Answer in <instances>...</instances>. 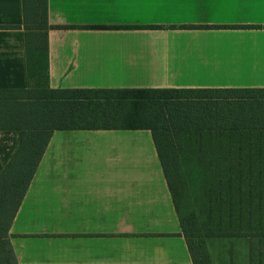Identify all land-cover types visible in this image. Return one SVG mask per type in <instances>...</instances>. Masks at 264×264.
I'll use <instances>...</instances> for the list:
<instances>
[{
	"label": "crops",
	"instance_id": "0c3cea01",
	"mask_svg": "<svg viewBox=\"0 0 264 264\" xmlns=\"http://www.w3.org/2000/svg\"><path fill=\"white\" fill-rule=\"evenodd\" d=\"M47 10L50 24L71 26L48 32L51 88L264 87V0H47ZM22 20L21 0H0V88L30 83ZM17 146L0 129V170ZM9 232L18 264H192L147 129L54 130Z\"/></svg>",
	"mask_w": 264,
	"mask_h": 264
},
{
	"label": "trees",
	"instance_id": "16d2710c",
	"mask_svg": "<svg viewBox=\"0 0 264 264\" xmlns=\"http://www.w3.org/2000/svg\"><path fill=\"white\" fill-rule=\"evenodd\" d=\"M21 2L30 83L21 89L0 88V129L18 135L15 152L0 170V264H18L10 224L52 132L59 129L150 131L192 264H211L206 237H246L263 245L264 87L51 88L48 32L71 26L49 23L47 0ZM185 160L194 164L189 175L201 191L202 220L182 207Z\"/></svg>",
	"mask_w": 264,
	"mask_h": 264
},
{
	"label": "rangeland",
	"instance_id": "374dc122",
	"mask_svg": "<svg viewBox=\"0 0 264 264\" xmlns=\"http://www.w3.org/2000/svg\"><path fill=\"white\" fill-rule=\"evenodd\" d=\"M186 155H190V150ZM194 166L193 162L183 161L182 168L185 171L186 180V192L184 194L183 200V210L185 214L195 213L203 219L204 205L201 206L200 199L198 198L200 194L199 187L197 188L191 182L189 170ZM188 174V175H187ZM197 188V189H196ZM205 246L210 254L211 261L214 264H249L250 260V248L253 249L251 257L252 264H260L259 260L262 259L264 264V243L260 245L257 240L249 239L246 237H206Z\"/></svg>",
	"mask_w": 264,
	"mask_h": 264
}]
</instances>
